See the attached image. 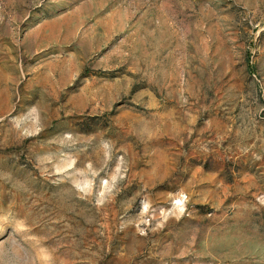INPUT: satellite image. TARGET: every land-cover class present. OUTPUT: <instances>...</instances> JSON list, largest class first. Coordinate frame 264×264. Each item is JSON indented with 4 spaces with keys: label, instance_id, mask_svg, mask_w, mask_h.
<instances>
[{
    "label": "rangeland",
    "instance_id": "obj_1",
    "mask_svg": "<svg viewBox=\"0 0 264 264\" xmlns=\"http://www.w3.org/2000/svg\"><path fill=\"white\" fill-rule=\"evenodd\" d=\"M0 264H264V0H0Z\"/></svg>",
    "mask_w": 264,
    "mask_h": 264
}]
</instances>
